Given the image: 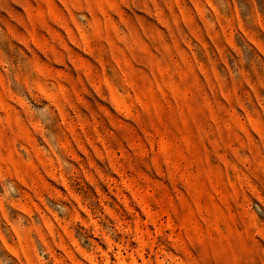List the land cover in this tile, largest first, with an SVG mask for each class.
I'll list each match as a JSON object with an SVG mask.
<instances>
[{
    "label": "rangeland",
    "instance_id": "rangeland-1",
    "mask_svg": "<svg viewBox=\"0 0 264 264\" xmlns=\"http://www.w3.org/2000/svg\"><path fill=\"white\" fill-rule=\"evenodd\" d=\"M0 264H264V0H0Z\"/></svg>",
    "mask_w": 264,
    "mask_h": 264
}]
</instances>
